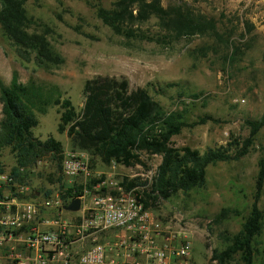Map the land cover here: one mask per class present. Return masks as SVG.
I'll return each instance as SVG.
<instances>
[{
    "label": "rangeland",
    "instance_id": "374dc122",
    "mask_svg": "<svg viewBox=\"0 0 264 264\" xmlns=\"http://www.w3.org/2000/svg\"><path fill=\"white\" fill-rule=\"evenodd\" d=\"M115 1L29 0L26 14L42 27L41 31L49 32L51 50L60 60L41 67L35 60L21 59L0 24L1 79L9 84L17 71L23 83L57 87L63 98L72 100L77 112L84 107V88L89 80L125 79L131 90L146 88L166 112L186 110L189 124L204 116L217 120L184 128L172 138L175 147L189 146L205 152L234 139L246 140L250 136L247 121L264 115V0H162L166 8L190 7L196 18L207 19L217 28V34L208 30L180 39L165 36L156 20L143 27L149 38L114 33L96 13L99 7L112 8ZM37 116L39 123L33 130L36 138H54L62 143L63 158L71 152H85L73 148L66 132L59 133V107ZM85 153L91 166L94 160L95 173L134 184L128 191L151 205L149 208L164 228L188 238L191 264H209L213 251L224 248L225 238L239 233L250 214L258 163L264 158V128L246 157L209 166L203 188L179 192L168 200H160L152 193L162 156L142 153L143 164L130 168L114 162L104 164L90 152ZM16 165L15 156L5 149L0 157L4 174L10 175ZM22 173L16 181L28 185L35 197H56L65 192L66 185L52 153ZM2 190L5 197L17 196L14 185L2 184ZM259 208L264 214V190ZM223 209L233 212L223 216ZM263 249L264 226L257 238V263Z\"/></svg>",
    "mask_w": 264,
    "mask_h": 264
},
{
    "label": "trees",
    "instance_id": "16d2710c",
    "mask_svg": "<svg viewBox=\"0 0 264 264\" xmlns=\"http://www.w3.org/2000/svg\"><path fill=\"white\" fill-rule=\"evenodd\" d=\"M29 0H0V24L4 36L17 48L25 61L35 60L38 66L55 65L59 57L51 50L49 32L28 17L25 5ZM97 17L114 33L125 37H145L144 25L158 21L162 32L170 39L208 30L217 34L213 22L197 17L187 6H163L162 0H117L112 8L99 7ZM40 28V29H39ZM166 38V37H162ZM172 87L174 85H168ZM85 104L77 112L69 98H63L57 87H43L35 82H21L19 73H13L6 84L0 77V157L5 149L15 156L17 165L11 178L18 180L23 171L33 168L48 153L58 162L62 175L63 145L54 138L41 141L33 130L38 126L37 114H46L51 107H59L61 118L59 133H67L74 149L90 152L104 164L116 163L126 167L142 165V153L162 156L152 193L168 200L179 192L189 193L201 189L207 182L209 166L222 162L240 161L254 145L255 137L264 128V115L256 121H247L250 136L241 141L234 139L205 152L189 146L175 147L172 138L186 127H195L209 121L212 116L201 117L189 124L186 110L166 112L146 88L131 90L128 80L97 77L84 88ZM198 98L199 95H192ZM95 170L94 160L91 166ZM4 171L0 168V175ZM63 179V176H61ZM60 178L59 180L62 181ZM127 190L134 184L123 183ZM65 190V188H64ZM264 190V158L258 163L254 203L242 230L225 238L222 249H215L209 264H264V249L256 260L257 238L264 226V214L259 201ZM80 190L69 187L61 196L68 205L80 196ZM4 193L0 191V198ZM148 197L154 198L151 195ZM140 199L139 196H137ZM141 200V199H140ZM148 208L149 203L143 201ZM231 209H223L229 216Z\"/></svg>",
    "mask_w": 264,
    "mask_h": 264
},
{
    "label": "built area",
    "instance_id": "2783aa9c",
    "mask_svg": "<svg viewBox=\"0 0 264 264\" xmlns=\"http://www.w3.org/2000/svg\"><path fill=\"white\" fill-rule=\"evenodd\" d=\"M65 191L80 190L81 209L65 215V200L35 197L10 175L17 196L0 198V264H191L187 237L166 230L121 181L98 175L85 152L62 161Z\"/></svg>",
    "mask_w": 264,
    "mask_h": 264
},
{
    "label": "water",
    "instance_id": "95a60500",
    "mask_svg": "<svg viewBox=\"0 0 264 264\" xmlns=\"http://www.w3.org/2000/svg\"><path fill=\"white\" fill-rule=\"evenodd\" d=\"M65 209L73 213L78 212L81 209V199L79 197L75 198Z\"/></svg>",
    "mask_w": 264,
    "mask_h": 264
},
{
    "label": "crops",
    "instance_id": "0c3cea01",
    "mask_svg": "<svg viewBox=\"0 0 264 264\" xmlns=\"http://www.w3.org/2000/svg\"><path fill=\"white\" fill-rule=\"evenodd\" d=\"M69 204H70V203H69ZM69 204H68V205H69ZM65 211H66V213H68V214H73V215L75 214V213H73V212H69V211H67L66 209H65ZM66 213H65V214H66Z\"/></svg>",
    "mask_w": 264,
    "mask_h": 264
}]
</instances>
